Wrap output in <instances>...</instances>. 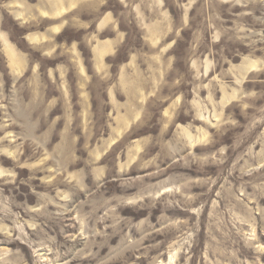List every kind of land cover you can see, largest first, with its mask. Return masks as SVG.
<instances>
[{
  "label": "rangeland",
  "instance_id": "1",
  "mask_svg": "<svg viewBox=\"0 0 264 264\" xmlns=\"http://www.w3.org/2000/svg\"><path fill=\"white\" fill-rule=\"evenodd\" d=\"M253 16L0 0V264H264Z\"/></svg>",
  "mask_w": 264,
  "mask_h": 264
},
{
  "label": "clouds",
  "instance_id": "2",
  "mask_svg": "<svg viewBox=\"0 0 264 264\" xmlns=\"http://www.w3.org/2000/svg\"><path fill=\"white\" fill-rule=\"evenodd\" d=\"M249 4L253 5L255 7V5L259 4L261 7H264V0H244V6L247 7ZM244 15H252L251 12L249 13H245ZM253 20L256 22H259L260 24H264V19H262L259 16H253ZM248 36H260L259 32H248L247 33ZM262 119H264V116L261 117ZM264 166V165H262Z\"/></svg>",
  "mask_w": 264,
  "mask_h": 264
},
{
  "label": "bare ground",
  "instance_id": "3",
  "mask_svg": "<svg viewBox=\"0 0 264 264\" xmlns=\"http://www.w3.org/2000/svg\"><path fill=\"white\" fill-rule=\"evenodd\" d=\"M7 50L9 51L10 56H11L12 58H14L15 55H13V52H12V50L10 49V47L7 46ZM1 176H3L2 171H0V177H1Z\"/></svg>",
  "mask_w": 264,
  "mask_h": 264
}]
</instances>
